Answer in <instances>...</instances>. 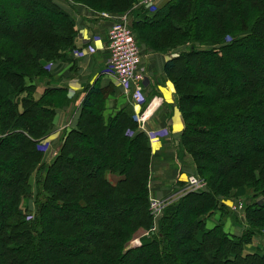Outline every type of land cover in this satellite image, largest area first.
I'll use <instances>...</instances> for the list:
<instances>
[{"label": "trees", "instance_id": "trees-1", "mask_svg": "<svg viewBox=\"0 0 264 264\" xmlns=\"http://www.w3.org/2000/svg\"><path fill=\"white\" fill-rule=\"evenodd\" d=\"M4 1L29 23L9 26L0 14V264H264V242L244 253L253 237H264V144L246 140L250 130L264 138V74L253 61L260 54L264 67V0H165L153 11L135 9L136 0H67L112 16L128 12L138 47L177 51L164 75L178 98L180 146L206 186L164 207L153 233L150 139L131 108L105 115L106 94L96 85L85 87L75 126L45 164L40 145L71 101L63 88L35 99L34 81L69 60L75 21L53 0ZM219 132L223 145L214 140ZM34 173L42 199L34 200ZM236 199H244L242 235L206 227L208 217L229 209L224 201ZM67 213L75 217L59 216ZM180 219L189 227L183 235ZM138 230L149 236L129 247Z\"/></svg>", "mask_w": 264, "mask_h": 264}, {"label": "crops", "instance_id": "crops-1", "mask_svg": "<svg viewBox=\"0 0 264 264\" xmlns=\"http://www.w3.org/2000/svg\"><path fill=\"white\" fill-rule=\"evenodd\" d=\"M53 1L73 17L77 37L74 49L68 52L69 60L48 65L50 77L37 78L34 81L35 99H38L46 88H63L71 101L67 107L57 110L54 129L46 142L57 146L63 132L75 126L85 96V87L96 85L106 94L105 115L115 114L124 107L131 108L133 115L139 116L145 114L150 107L155 109L153 114L145 117L142 125L138 126V130L145 133L151 143L150 199L160 200L179 191L177 181H183L189 174L193 175L196 171L190 155L180 146L183 122L178 108V98L163 70L164 64L176 56V53L170 51L153 53L139 45L140 64L144 69L143 102L135 104L131 94L126 93L115 83L108 68L110 55L107 33L112 23L111 17L117 15L108 14L109 17L106 18L102 13L81 5H73L67 0ZM55 149H50V155L44 158L45 164L53 160ZM176 188L177 190L174 191ZM231 201L233 200L223 203L229 207L232 204ZM259 239L260 237L256 240ZM244 252L248 253L247 250Z\"/></svg>", "mask_w": 264, "mask_h": 264}, {"label": "rangeland", "instance_id": "rangeland-1", "mask_svg": "<svg viewBox=\"0 0 264 264\" xmlns=\"http://www.w3.org/2000/svg\"><path fill=\"white\" fill-rule=\"evenodd\" d=\"M137 2L136 3H138V5L135 7V9H137V8H139V7H141V8H143V9H145V7H144V5L143 4H141V3H143V0H136ZM71 2V1H70ZM164 2H165V0H156L155 1V7H160V6H162L163 4H164ZM73 5H78V4H75V3H73V2H71ZM37 9H39L40 10V8H36V10ZM39 13H43L42 11H40ZM0 14H4V16H5V22H7V24L10 26V22H14L15 20H16V22L18 23V24H24V23H29L28 22V20H25V21H22L21 20V18H19L18 17V15H19V11H18V9L16 8V7H13V6H9V5H7V3L4 1V0H0ZM50 15H48V14H45L44 16H43V18H48ZM33 20H35V18H32V20L30 21V23L33 21ZM33 23V22H32ZM11 28H13V29H15V26H12ZM109 30V29H108ZM135 35V34H134ZM170 52H174V53H176L177 51H170ZM162 53V52H161ZM260 56V54H258V57L256 58V56L254 57V59H253V61H254V65H255V67L256 68H258V69H260V71L264 74V67H262V64H261V57H259ZM247 57V56H246ZM252 61V60H251ZM229 64V66H232V63L230 62V63H228ZM227 64V65H228ZM212 65H213V62L212 61H208L207 62V64H206V71L208 72V71H213L211 68H208V67H212ZM189 77H191V78H196V76L197 75H199L195 70H194V68H190L189 70ZM237 85H238V82L237 81H235V80H231V82H230V87L232 88V89H234L235 87H237ZM240 85V84H239ZM195 102H197V101H195ZM241 124H243L244 125V123L243 122H241ZM241 126H240V124L238 123V124H236L235 126H233L232 127V129H230V130H227L225 133H226V137L227 138H229L230 136H232L233 134H236V132L235 131H238L237 129H239ZM65 133H67V131H65V132H63V134H65ZM218 135H217V138H215L214 140L216 141V142H218V143H220L221 145H223L222 144V140H221V136H223V134L221 133V132H219V133H217ZM249 135H250V137L249 136H247L246 137V140L248 141L249 139H251L252 137L255 139L254 140V142H253V144H257V145H261V144H264V138H262V139H258V138H256L255 137V134H254V131H252V130H250L249 131ZM218 136H219V138H218ZM60 144H61V141L59 142V144L56 146V144H48L47 142H46V140L45 141H43L42 143H41V145H40V147L42 148V150L45 152V158H47L48 157V155H50V152H51V150L50 149H52V148H56L55 150H56V153H55V155H54V157L56 156V154H58V150H59V146H60ZM83 145H85V144H83ZM100 151V150H99ZM227 151V150H226ZM102 153V152H101ZM227 154L228 155H231V153L230 152H228L227 151ZM191 157V156H190ZM192 159V158H191ZM5 171H12L11 170V168H9V166H5V169H4ZM195 171H196V168H195ZM189 175H191V174H189ZM188 175V176H189ZM196 177H198L197 176V174L195 173L194 174ZM187 176V177H188ZM186 177V178H187ZM186 178H184V180L183 181H181V182H178L177 181V183H179V191H181V190H183V189H185V187H186V183H185V180H186ZM37 179H38V175L36 174V173H34L32 176H31V178H30V184H31V186H32V191L34 192V200H35V197H38V198H41L42 199V197L41 196H39L38 195V193H37V185H36V182H37ZM202 180V179H201ZM203 182H204V188H205V186H206V182L204 181V180H202ZM177 190V188L174 190V191H176ZM178 192V191H177ZM177 192H174V193H172L171 195H169V196H173V195H175ZM251 196V195H250ZM179 197H177V199H178ZM176 199V200H177ZM175 200V201H176ZM258 200V199H257ZM33 201V199H30V201H27L26 203V205H29V203H30V208L32 209V206H35V204H34V201ZM232 202V204L228 207L229 209L228 210H226L225 209V211H219V210H217L216 211V213L211 217V218H209L207 221H206V227L207 228H212V227H214V226H216V225H221L222 226V224H223V226H222V228H223V230L225 231V232H227V233H229V234H232V235H238V236H240V235H242L243 234V231L245 230V228H246V224H247V222H246V217H245V211H244V209H243V207H242V204H243V202H244V199H236V200H233V201H231ZM245 203H247V205L250 203V200L249 199H247L246 201H245ZM32 204V205H31ZM232 205H234V206H237L236 207V209H233V206ZM241 205V206H240ZM232 206V207H231ZM26 207H29V206H26ZM3 210H4V202H3V200L2 199H0V215L2 214V212H3ZM31 213H33V212H31ZM162 214V213H161ZM59 216L60 217H69V216H71L72 218L73 217H75V216H73V215H71V213H67V214H59ZM91 216L92 215H89V216H87V217H82L84 220H86V221H89V219H92L91 218ZM94 218V217H93ZM154 218V217H153ZM161 218V215L158 217V218H154V225H153V227L151 228L153 231L151 232V233H153L154 231H156L157 232V220H159ZM178 225H179V229L182 231V235L185 233V232H187V230L189 229V227H188V223H186V222H184L183 220H179V223H178ZM262 232L264 233V229L262 230ZM149 233L150 232H147V231H145V230H138L136 233H135V235H134V237H133V240L131 241V243L129 244V247H133V246H138L139 244H140V241L142 240V238L143 237H147V236H149ZM257 238H259V237H257ZM256 238V239H257ZM262 238V239H261ZM253 240H252V243L251 244H249V245H246L245 247H244V250H247V252L248 253H253V252H255V251H257L256 250V246L257 245H260V244H262L263 242H264V237H260V239L259 240H256V239H254V237L252 238ZM251 251H253V252H251ZM244 253H246V252H244Z\"/></svg>", "mask_w": 264, "mask_h": 264}, {"label": "built area", "instance_id": "built-area-1", "mask_svg": "<svg viewBox=\"0 0 264 264\" xmlns=\"http://www.w3.org/2000/svg\"><path fill=\"white\" fill-rule=\"evenodd\" d=\"M156 0H143L145 9L153 11ZM108 18L106 13L102 14ZM112 23L107 33L109 60L108 68L113 76L115 83L123 88L125 92L131 94V99L135 104L143 102L142 92L144 81V69L140 64V53L134 34L130 28V14L128 12L111 17ZM155 111L150 107L145 114L139 116L136 114L133 119L141 126L145 117ZM185 189L177 192L175 195L160 200H150V211L154 218H158L163 212L164 207L172 203L188 192H197L204 189V182L194 176L189 175L186 178ZM241 206V205H240ZM237 206H233L236 209Z\"/></svg>", "mask_w": 264, "mask_h": 264}]
</instances>
